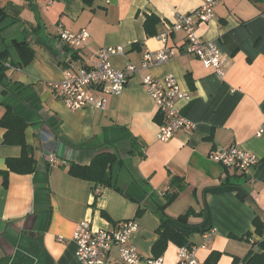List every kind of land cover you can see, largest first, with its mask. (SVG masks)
I'll return each instance as SVG.
<instances>
[{
    "label": "crops",
    "instance_id": "crops-1",
    "mask_svg": "<svg viewBox=\"0 0 264 264\" xmlns=\"http://www.w3.org/2000/svg\"><path fill=\"white\" fill-rule=\"evenodd\" d=\"M204 1L0 0L6 13L0 16V54L8 51L0 118L6 106L25 121V142L37 162L31 175L10 173L7 187L0 175V264H80L72 240L77 224L109 230L127 220L138 224L130 242L140 264H146L159 239L156 207L177 191L165 209L168 225L195 248L197 264L213 252L221 254L217 264H234V258L252 249L244 235L261 240L253 222L264 223V0H220L213 18L195 27L196 37L217 44L223 79L182 54L133 75L119 95L108 97L102 111L71 112L50 86L66 71L88 67L105 47L124 48L123 55L110 59L116 69L138 65L146 50L181 49L186 33L169 29L179 15L193 13ZM151 15L158 19L153 37L143 26ZM82 30L89 37L80 48L61 43L62 31ZM168 31L162 43L160 36ZM23 41L34 51L26 66L19 65L13 48ZM147 74L157 79L171 75L190 96L177 108L193 128L178 131L166 143L156 138L162 115L141 85ZM3 134L0 128V171L6 170V159L21 155L19 146L3 145ZM231 146L257 157L252 181L209 159ZM51 152L58 154L52 166L45 160ZM104 153L117 156L108 170L112 186H94L68 174L71 164L87 167ZM188 211L185 222L176 220ZM206 232L210 238L202 248ZM177 247L168 243L161 255L165 264H176ZM107 263L121 264L116 248Z\"/></svg>",
    "mask_w": 264,
    "mask_h": 264
},
{
    "label": "built area",
    "instance_id": "built-area-1",
    "mask_svg": "<svg viewBox=\"0 0 264 264\" xmlns=\"http://www.w3.org/2000/svg\"><path fill=\"white\" fill-rule=\"evenodd\" d=\"M219 1L205 0L203 5L193 13L182 14L176 18L169 31L186 33V43L181 49L163 48L156 52L146 50L138 65L128 64L123 69H116L111 65L110 59L123 55L124 48L122 46L102 48L88 67L68 70L62 81L50 85L54 97L71 112L87 107L105 110L108 97L119 95L133 75L149 71L182 54L195 57L205 69L212 70L219 79H223L225 72L217 44L203 41L194 34L196 26L207 23L213 18V9ZM169 31L160 36L162 43L166 42ZM88 37L89 34L85 30L76 34L68 31H62L59 34L61 43L73 49L80 48ZM141 85L162 115L163 122L156 135L159 142L166 143L178 131L193 128L190 122L181 117L177 108L178 101L188 102L190 96L180 90L171 75L164 79H157L147 74L141 78ZM57 155L55 152L48 153L45 157L46 163L50 166L56 165ZM209 159L225 168L238 171L249 181L253 180L252 170L258 162L254 154L237 146L214 151L209 155ZM99 193L100 190L96 188L95 194ZM137 229L138 224L135 220L120 222L109 230H95L87 223H79L72 234V240L76 246V257L80 264H108L107 256L112 248H116L121 264H140L141 258L130 242L132 234ZM209 238L210 233L203 234L202 248L205 247ZM175 260L176 264H197L195 248L178 246ZM146 264H165V260L163 256L149 258Z\"/></svg>",
    "mask_w": 264,
    "mask_h": 264
},
{
    "label": "trees",
    "instance_id": "trees-1",
    "mask_svg": "<svg viewBox=\"0 0 264 264\" xmlns=\"http://www.w3.org/2000/svg\"><path fill=\"white\" fill-rule=\"evenodd\" d=\"M93 0H82L85 4L91 5ZM6 13L4 10H0V16H4ZM158 25V19L154 16H149L146 18L143 26L144 31L147 36L153 37L156 36L157 30L156 26ZM169 35V34H168ZM17 56L19 58V65L26 66L28 65L33 56L34 51L29 46L28 42H17L13 44ZM8 57V51H5L0 54V81L5 76V67L4 62ZM4 114L0 118V128L4 130L3 134V145L6 146H19L21 149V155L19 158H8L5 161L6 170L0 171L2 176V185L7 187L8 176L10 173L19 174V175H31L35 172L37 162L32 156V151L29 146H27L24 138V132L27 127L24 120L17 117L13 114L9 107L5 106ZM132 147H134L132 143ZM117 156L114 153L111 154H99L87 167L77 166L71 164L68 169V174L76 179H81L94 183V186H112L110 178H108V170L116 161ZM176 179H173L172 183H175ZM182 186L179 187L180 190ZM178 192V191H177ZM174 192L169 195L166 199L165 205L161 207H156L157 213L160 216V225L158 228L159 239L152 246V258L160 257L169 242L174 243L177 246H189L186 244V239L176 231H174L170 225H168V218L165 214V209L174 202L177 198L178 193ZM189 216V211L185 215L178 217L176 220L179 222H185ZM254 232L258 235L261 240L253 241L250 238L249 234L244 235L246 240L252 246V249L249 253L242 259L234 258L233 263L237 264L242 262L243 264H264V223L258 219H255L253 222ZM255 247L258 250H255ZM221 254L211 253L203 264H217Z\"/></svg>",
    "mask_w": 264,
    "mask_h": 264
}]
</instances>
